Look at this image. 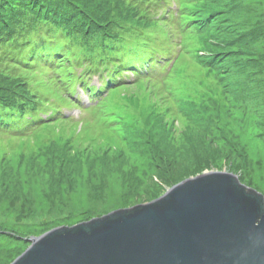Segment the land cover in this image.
Returning a JSON list of instances; mask_svg holds the SVG:
<instances>
[{
    "label": "rangeland",
    "instance_id": "374dc122",
    "mask_svg": "<svg viewBox=\"0 0 264 264\" xmlns=\"http://www.w3.org/2000/svg\"><path fill=\"white\" fill-rule=\"evenodd\" d=\"M167 2L174 17L157 13L142 28L124 4H108L120 31L151 35L174 61L163 77L112 87L91 108L79 110L45 68L0 67V77L40 92L43 108H62L30 131L0 129V264L30 238L149 203L204 173L231 174L264 197V0ZM232 4L203 31L188 22ZM257 27L262 37L241 35ZM242 38L252 46L242 50Z\"/></svg>",
    "mask_w": 264,
    "mask_h": 264
},
{
    "label": "trees",
    "instance_id": "16d2710c",
    "mask_svg": "<svg viewBox=\"0 0 264 264\" xmlns=\"http://www.w3.org/2000/svg\"><path fill=\"white\" fill-rule=\"evenodd\" d=\"M95 1L0 0V67L10 70L45 68L59 89L79 108H91L105 91L138 77H163L174 58L172 51L156 47L150 40L151 35L120 31L118 21L109 15L111 7L108 4H124L129 12H134L130 15L141 20L136 27L142 28L153 22L157 13L174 17L166 9L169 7L167 0ZM234 1L236 5L239 0ZM235 5L205 7L201 16L191 17L188 22H196V28L203 31L204 25L210 27L209 18L221 12L226 14ZM259 30L260 27L250 28L241 35L254 40L262 37V32L261 36L257 35ZM251 42L242 38V50L250 48ZM5 77H0L3 81L0 85V129L27 132L43 122L41 113L60 114L61 106L52 103V107L43 108L44 98L40 92L36 96L28 91L26 83ZM93 78L100 85H91ZM78 90L87 96V102L75 95ZM47 120L50 121V117Z\"/></svg>",
    "mask_w": 264,
    "mask_h": 264
},
{
    "label": "water",
    "instance_id": "95a60500",
    "mask_svg": "<svg viewBox=\"0 0 264 264\" xmlns=\"http://www.w3.org/2000/svg\"><path fill=\"white\" fill-rule=\"evenodd\" d=\"M11 264H264V197L211 172L30 238Z\"/></svg>",
    "mask_w": 264,
    "mask_h": 264
}]
</instances>
